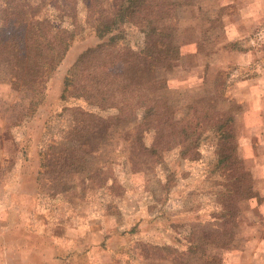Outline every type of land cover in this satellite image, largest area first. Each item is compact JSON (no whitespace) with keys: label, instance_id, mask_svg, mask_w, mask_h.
<instances>
[{"label":"rangeland","instance_id":"1","mask_svg":"<svg viewBox=\"0 0 264 264\" xmlns=\"http://www.w3.org/2000/svg\"><path fill=\"white\" fill-rule=\"evenodd\" d=\"M120 6L0 0V153L25 149L16 169L44 208L23 228L4 215V249L31 264H264V208L250 197L264 191V125L226 97L247 45L229 28L236 1L136 0L127 19ZM255 33L263 46L264 24ZM57 35L68 49L50 70L35 55ZM94 75L100 105L77 94Z\"/></svg>","mask_w":264,"mask_h":264},{"label":"crops","instance_id":"2","mask_svg":"<svg viewBox=\"0 0 264 264\" xmlns=\"http://www.w3.org/2000/svg\"><path fill=\"white\" fill-rule=\"evenodd\" d=\"M235 1L237 3L235 26L231 25L229 28L236 33L241 32L243 38L247 40V45L244 48L238 49L240 57L233 64L235 66H233L232 70L227 69L225 71V74H227L226 82H231L229 89L235 92L237 91V93H227L226 97L229 100L234 99L237 103L241 104L244 113L252 109L255 121L260 123L263 122L264 125V45H261L260 39H257L258 41H256L253 37L256 34L255 32L264 24V0ZM257 125L258 123H255L251 128L255 129ZM254 134H256V132H254ZM49 140H51L50 137H47V142H44L41 147L47 146ZM263 143L261 144L264 145ZM36 147L41 148L40 145H36ZM19 149L21 151V157L17 160L14 158L15 155H11L7 149H2V152L0 153L1 164H5L4 161L6 157L11 156L10 158L13 159L12 168L5 170V180L8 181L0 184V194L3 195L1 196L2 198L0 197V264H31L28 262H16V260L12 259L14 255H12L7 249H4V242L7 239L5 230L8 229L9 226L5 221L7 219L4 215H7L11 210H14L16 215L15 218H17V220H15L17 228H23L25 226L23 224L24 222L36 223L38 225L44 220H42V210L44 208L41 206V201L38 198L39 194L37 193L35 186L31 185L33 184V180L31 184H26L24 177L21 176V171L19 172V170L16 169H19L23 162H29L26 157L25 149H22L21 147ZM34 174H32V179ZM37 174H39V172H37ZM252 192L253 193L250 197L255 198L254 200L258 209L260 206L261 208H264V191L253 189ZM9 223L13 226V222L9 221ZM60 223L61 221L49 223L50 236L54 237L57 235L56 226H58V228L60 227L61 230ZM90 251L91 250L85 252L88 253ZM77 252H80L77 253V255H86L85 252L81 253L79 250H77ZM260 253L261 252L258 249H254L252 257L260 259ZM16 256L19 255L16 254ZM262 258H264V254Z\"/></svg>","mask_w":264,"mask_h":264},{"label":"trees","instance_id":"3","mask_svg":"<svg viewBox=\"0 0 264 264\" xmlns=\"http://www.w3.org/2000/svg\"><path fill=\"white\" fill-rule=\"evenodd\" d=\"M136 3V0H121V6H120V16L127 19L128 18V11L131 8H134V4ZM46 45L43 46V52H39L37 51V54L35 55V57H37V61L39 62V64L41 65L42 62H45V64H47L48 66H50V70L53 69L55 66L58 65V63L60 62V60L65 56V53L68 49V44L67 41L64 40V38L59 35H57L55 38H53L51 41L47 40ZM94 77L96 78V80H94ZM98 79L99 76H91L87 79H80L78 81V91L80 93H77L78 95H81L82 98H84L86 101L90 102V103H94V104H98L100 105L101 102V98H103V95H101L102 93L101 90H103V85L99 84L98 85ZM110 107V105H109ZM64 113L66 114V112H58L55 115H52L51 117H49V122L45 123V128L50 129L52 125H50V123L54 125V122H57L60 117H63ZM145 118V117H143ZM46 125H49L48 127H46ZM47 129V130H48ZM67 131V129H64L62 131H57L55 133H53V138H50L51 140L50 143H56L57 139L59 136H61L62 134H65ZM47 151H48V145H47ZM216 163H218L219 158L217 157V160H215ZM215 163V164H216ZM218 168V167H217ZM216 170V169H214ZM232 193H234V191H232L231 189L227 190V191H222L220 194V197L222 199L223 204H225L226 201H228L229 199H232L231 201H233L235 199V196L233 197ZM229 211L226 210L225 211V219H223V221L225 220V222H227V212ZM222 221V222H223Z\"/></svg>","mask_w":264,"mask_h":264}]
</instances>
